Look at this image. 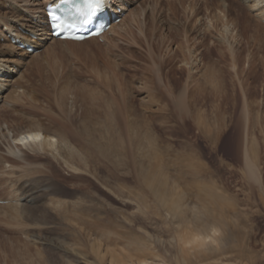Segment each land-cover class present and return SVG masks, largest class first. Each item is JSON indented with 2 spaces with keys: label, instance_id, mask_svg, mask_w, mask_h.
<instances>
[{
  "label": "rangeland",
  "instance_id": "obj_1",
  "mask_svg": "<svg viewBox=\"0 0 264 264\" xmlns=\"http://www.w3.org/2000/svg\"><path fill=\"white\" fill-rule=\"evenodd\" d=\"M1 1L0 49L25 98L0 115L62 126L68 147L27 161L0 136V264H264V46L248 35L264 36V19L243 0L147 3L139 15L127 9L141 3L113 0L125 30L52 57L50 41L29 50L12 38L3 23L22 18ZM22 22L13 32L28 34ZM168 81L183 109L150 99ZM211 228L214 243L183 246Z\"/></svg>",
  "mask_w": 264,
  "mask_h": 264
},
{
  "label": "bare ground",
  "instance_id": "obj_2",
  "mask_svg": "<svg viewBox=\"0 0 264 264\" xmlns=\"http://www.w3.org/2000/svg\"><path fill=\"white\" fill-rule=\"evenodd\" d=\"M7 2L9 1V5L11 4V0H3L1 2ZM16 2L18 0H15ZM15 3V11L17 12V14H20L22 19H15V18H9L8 20H6V22L3 23V25H6L7 28H11L10 31V35L13 36V34H15L17 37H12L14 40H17L19 44H29L34 42L35 44H30L29 46H43L44 42L50 41L52 43H54V47L51 45V47H47L45 50L47 51V53H49L50 56L54 57L53 55H55V53H53L57 48L61 49V54H65L67 55L70 53L73 54H83L84 50H85V44H87L88 42H97V40H99V37H92L83 41H73V40H62L59 38H56L54 36H52V30L50 28L49 25V21L46 15V6L47 4L51 3L52 5L57 4L58 2H61L62 0H45L46 4L45 6L41 9L40 5L42 3H44L42 0H20L19 3ZM124 3H122L123 6H121V4H119L121 6L122 9H126V5L130 4V3H134V2H139L141 3V7L140 8H130L127 9L129 12L133 13V14H138L142 13V10H144L145 8L143 6H145L147 3H161V2H172V3H190V4H199V2L203 1V0H122ZM219 1L220 3H224L226 0H216ZM246 4L248 9L253 12V14L260 18V19H264V0H243ZM232 5L233 1H231ZM117 5V2H113V0H111L107 6V12L106 16L111 18L114 14H116V12H119V9L117 7H115L114 5ZM140 6V5H139ZM1 7V6H0ZM189 7V6H188ZM233 7V6H232ZM11 8V7H10ZM190 8V7H189ZM193 8V7H192ZM13 9V10H14ZM188 9V8H187ZM34 10L38 13L37 16H34ZM112 10V12H111ZM146 10V9H145ZM144 10V11H145ZM193 11V10H192ZM207 11V10H206ZM157 12V10H156ZM199 12V11H198ZM170 13V12H169ZM192 13V12H191ZM31 14V15H30ZM149 14V13H148ZM177 14V12H176ZM213 14V13H211ZM250 14V13H249ZM117 15V14H116ZM115 15V16H116ZM141 15V14H140ZM252 16V14H250ZM249 15V16H250ZM3 16V15H2ZM177 16V15H176ZM30 17V19H29ZM207 17V16H206ZM254 17V16H253ZM216 18V17H214ZM233 20V17H231ZM245 18H251L246 16ZM126 19V18H125ZM125 19H123L122 21H120L119 23H112V26L110 27V29L102 36V38L106 41L108 40V38L110 37L109 35H114L117 33L118 28L120 29H124L126 25H122L125 22ZM194 19V18H193ZM230 19V18H229ZM253 19V18H252ZM251 19V20H252ZM255 19V18H254ZM253 19V22L255 21ZM34 20V21H33ZM16 22H22V26L24 28H28V34H26L25 32L20 33V32H13L15 29L14 25ZM196 21V20H195ZM232 22V21H231ZM126 23V22H125ZM156 23V22H155ZM221 23V22H220ZM227 22H224V25ZM256 22H254L255 24ZM253 24V23H252ZM253 24V25H254ZM194 25V24H193ZM217 25V24H216ZM223 25V26H224ZM228 25V24H227ZM233 26L234 29L231 30L232 32H234L235 34H233L234 39H239L238 36H242L241 32H237L240 30H237V22L236 20L233 21ZM252 26V25H251ZM250 28V26H248ZM255 28H257L256 26H254ZM233 28V27H232ZM264 28V26H263ZM262 27L261 29L264 30ZM258 29V28H257ZM260 29V28H259ZM254 30V28H253ZM195 31V30H194ZM216 32V31H215ZM222 32V31H221ZM0 33L3 34V32H1L0 29ZM229 33V32H228ZM251 38H253V40L257 43H259V47L261 48L262 46H264V36L261 35V33H258V35L254 38L253 34H248ZM4 36V34L2 35ZM221 36V35H220ZM248 36V37H249ZM231 37V36H230ZM247 37V36H246ZM27 41H24V40ZM9 40V39H8ZM236 41V40H235ZM113 42V41H112ZM56 46V47H55ZM64 46V47H63ZM264 49V48H263ZM56 52V51H55ZM5 53L1 51L0 49V110H5V109H16V105H18V103L20 104V101H23L25 98L24 92L23 91H14L11 90V87L18 81L21 79L22 75L20 73H17L15 71V69L13 68L12 64L10 63V60L4 55ZM42 55V54H40ZM46 57V56H45ZM49 57V56H48ZM47 57V58H48ZM152 58H155L154 56H151ZM37 58V57H36ZM46 58V60H47ZM158 59V57L156 58ZM12 60V59H11ZM45 62V61H44ZM160 62H155V65H158ZM163 78V77H162ZM171 78V76H170ZM172 79V78H171ZM175 79V77H174ZM193 79L191 77V75L189 76V79L187 78L186 83L184 84L185 86H187L189 84V82H191ZM154 84L156 85V82H163L161 80V77L159 76L157 79H154ZM24 82V81H23ZM166 87H167V92H163L161 95H155V96H151V100L154 103L157 102H162L164 99H167L168 95L174 96L173 102H176V104L180 105L179 109H183V103H185V100H187L185 94H180L179 96H176V92L173 90L175 84L174 82H165ZM26 85V84H24ZM21 90V89H20ZM176 97H179V99H177ZM31 98V97H30ZM194 98V96H193ZM36 102V100H35ZM26 102L24 101V104ZM177 105V106H178ZM13 109V110H14ZM126 111V110H125ZM45 112V111H44ZM182 113V112H181ZM188 113V110L187 112ZM1 114V112H0ZM15 118H4V116L0 115V136L6 141L9 142V150L8 148L7 151L12 152L14 155L18 156V158H24V160L29 161L28 158V154L25 151H30L31 152H38L39 154H53L55 152H57V150H59L60 148H66L68 147L67 144V140H66V132L65 129H63V127L61 126V128H57L56 131L49 129L48 127H46L45 125H43L42 122H38L33 126H21L18 125L19 124V119L22 117V115H18L17 113ZM14 114V115H15ZM43 114V113H42ZM49 114V113H47ZM49 116V115H48ZM9 119V120H8ZM22 119H24V117H22ZM47 119V118H46ZM25 120V119H24ZM22 122V120H20ZM45 123V122H44ZM56 123V121H55ZM67 123V122H66ZM14 124H17L14 126ZM21 124V123H20ZM49 124V123H48ZM51 124V123H50ZM58 124V123H57ZM52 127V126H51ZM55 127V126H54ZM58 132V133H57ZM35 137V136H40L41 139L40 140H32L29 139V137ZM247 136V135H246ZM68 138V137H67ZM81 138V137H80ZM217 137H213V141L216 142ZM21 139H24L26 141V143L21 144L19 141ZM69 140V139H68ZM4 141V143H5ZM248 141V140H247ZM245 142V149H244V155H245V163L246 166L248 168V171L250 173V177L253 179L258 180L259 177H257L258 175V169L255 161L253 160L251 154H250V148H252V146H248L249 143ZM97 142V141H96ZM69 143V142H68ZM97 145V144H96ZM84 145H81V147ZM64 148V149H65ZM63 151V150H62ZM254 151V150H253ZM61 152V151H59ZM12 154V155H13ZM62 154V153H61ZM60 154V155H61ZM11 155V154H10ZM52 155V156H53ZM59 155V156H60ZM5 156V155H4ZM15 156V158H17ZM55 157H57L56 155H54ZM155 156V155H154ZM155 161L159 160L158 155L155 156ZM59 158V157H58ZM57 158V159H58ZM63 158V155H62ZM65 158V157H64ZM60 159V158H59ZM56 160V159H55ZM61 161L63 159H60ZM23 161V159H22ZM66 161V159H65ZM68 161V160H67ZM67 161L65 162V164L67 163ZM69 162V161H68ZM5 163V162H4ZM8 163V162H7ZM3 164V163H1ZM17 164V163H16ZM27 164V163H26ZM63 164V163H62ZM64 164V165H65ZM15 165V163H14ZM67 167H71L68 166L70 165L69 163L66 164ZM151 165V164H150ZM23 167V166H22ZM26 167V166H25ZM73 169H75L74 167H72ZM162 169V168H161ZM163 170V169H162ZM197 174L199 175L201 173V171L196 170ZM196 171L194 170V174L196 173ZM27 172V171H26ZM158 172V171H157ZM195 174V175H197ZM149 176V175H148ZM200 176V175H199ZM146 178V177H145ZM148 178V177H147ZM155 177H153L154 179ZM158 178V176H157ZM148 180V181H154V180ZM162 179V178H160ZM261 180V179H260ZM259 181V180H258ZM146 182V181H145ZM260 182V181H259ZM161 183V182H160ZM195 186V185H194ZM196 187V186H195ZM198 187V186H197ZM202 187V186H201ZM204 187V186H203ZM205 189V188H203ZM207 189V188H206ZM205 189V192H207V190ZM198 190V189H197ZM163 191V189H162ZM199 192V191H197ZM157 193V192H156ZM203 193V191H202ZM168 193L165 192L164 194L161 193L162 196H166ZM198 194V193H197ZM201 194V192L199 193ZM204 194V193H203ZM161 196V197H162ZM214 196V195H213ZM211 196V197H213ZM160 197V198H161ZM203 197V196H202ZM166 201V200H165ZM170 202V201H169ZM173 203V202H172ZM177 204V203H176ZM174 205V204H172ZM12 207V206H11ZM175 207V206H174ZM18 213L20 214V212L18 211ZM18 216V214H17ZM18 218V217H17ZM192 231V230H191ZM185 232V231H184ZM195 234H199V233H195ZM194 235L193 233H184V235L181 237V239L183 240V246L184 247H188V248H192V250L197 247H201L203 245H207V243H195V244H189L186 243L185 241L190 237ZM201 235V234H200ZM187 245V246H186ZM204 252V251H203ZM141 264H146V263H141Z\"/></svg>",
  "mask_w": 264,
  "mask_h": 264
},
{
  "label": "snow or ice",
  "instance_id": "obj_3",
  "mask_svg": "<svg viewBox=\"0 0 264 264\" xmlns=\"http://www.w3.org/2000/svg\"><path fill=\"white\" fill-rule=\"evenodd\" d=\"M101 3H102V0H95L94 3L93 2H90L88 4V13L87 14H91V12L95 11L96 8L98 6H100ZM51 19H52L53 22H56L55 23V27L57 29L61 28L62 27V24H64V26H72V27H74V25H67L65 22L61 21V17L58 16V15H56V13L54 11L51 13ZM29 139H32V140H40L41 137L40 136H35V137L30 136ZM19 142L21 144L26 143V141L24 139H21Z\"/></svg>",
  "mask_w": 264,
  "mask_h": 264
},
{
  "label": "clouds",
  "instance_id": "obj_4",
  "mask_svg": "<svg viewBox=\"0 0 264 264\" xmlns=\"http://www.w3.org/2000/svg\"><path fill=\"white\" fill-rule=\"evenodd\" d=\"M215 228L209 229L207 234L200 235V234H194L190 236L185 242L189 244H195V243H214L215 237L214 233H216Z\"/></svg>",
  "mask_w": 264,
  "mask_h": 264
}]
</instances>
